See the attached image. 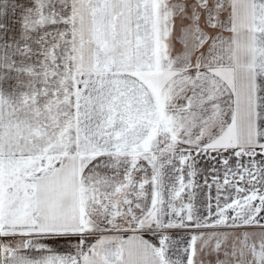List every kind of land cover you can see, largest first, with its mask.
I'll return each instance as SVG.
<instances>
[{
  "label": "snow or ice",
  "instance_id": "6c2138e0",
  "mask_svg": "<svg viewBox=\"0 0 264 264\" xmlns=\"http://www.w3.org/2000/svg\"><path fill=\"white\" fill-rule=\"evenodd\" d=\"M0 264H264V0H0Z\"/></svg>",
  "mask_w": 264,
  "mask_h": 264
}]
</instances>
